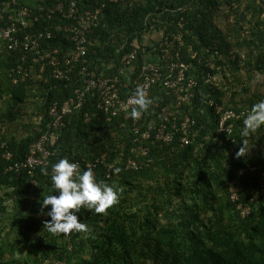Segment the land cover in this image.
Masks as SVG:
<instances>
[{
	"label": "trees",
	"instance_id": "1",
	"mask_svg": "<svg viewBox=\"0 0 264 264\" xmlns=\"http://www.w3.org/2000/svg\"><path fill=\"white\" fill-rule=\"evenodd\" d=\"M56 1L28 4L30 30L52 22L48 13ZM101 4L100 23L87 34L88 66L106 69L112 63L110 73H119L123 57L136 49V76L143 50L152 55L166 43L174 46L180 60L189 64L186 74L197 82L195 94L176 109L173 97L154 86L150 112L142 114L138 125L149 130V120L157 123L176 111L193 112L198 132H191L186 146L179 133L171 143L145 141L148 162L141 165L135 158L139 166L126 169L123 163L135 155L131 121H106L89 98L81 112L64 118L59 138L48 143L55 153L46 166L33 173L6 170L46 131L48 109L65 103L73 82L56 78L47 60L33 63L31 53L8 49L0 32V125L9 123L0 127V154L11 153L9 159L0 156V264H264V198L255 196V210L242 217L224 185L228 178L238 181L241 200L247 202L249 187L264 172L263 127L245 135L238 123L233 130L238 146L214 143L212 136H220L218 116L209 105L212 100L241 111L264 100V0H78L81 9ZM43 47L58 49L60 55L73 43L60 31L44 40ZM21 62L30 74L14 83L20 75L13 69ZM93 111L96 114L85 121L83 113ZM22 118L24 131L17 137L10 126L16 128ZM239 150L242 155H237ZM102 153L120 172L107 179L99 164L97 180L123 189L118 203L104 213L84 208L76 213L87 225L86 233L53 235L43 226L50 219L47 209L27 212L28 193L32 189L43 195L41 200L57 195L50 179L54 163L63 157L82 163ZM252 165L257 170L251 173L247 167ZM7 225L15 236L11 241L1 236Z\"/></svg>",
	"mask_w": 264,
	"mask_h": 264
},
{
	"label": "built area",
	"instance_id": "2",
	"mask_svg": "<svg viewBox=\"0 0 264 264\" xmlns=\"http://www.w3.org/2000/svg\"><path fill=\"white\" fill-rule=\"evenodd\" d=\"M20 1L24 0H0V21H5L1 26V35L6 41L7 48L10 50L21 49L24 52L32 53L33 63L47 60L53 67V75L59 79L72 81L73 87L72 93L62 106L56 104L50 106L47 129L31 142L25 158L10 163L6 170L26 169L29 173H33L37 167L46 166L55 153L48 147V143L59 138V132L64 126V118L81 112L89 98L94 99L95 107L101 111L106 121L115 117L131 121L132 141L133 144H136L134 150L138 155H144L147 151L146 146L138 145L140 139L149 138L162 143H171L175 134L179 133L182 146L191 143V132L194 134L198 132L197 129H194L196 119L193 112L177 114L178 111H176L170 116L164 115L162 120L157 123L149 120L147 122V126H150L149 130H142L138 125L139 119H132L129 115L133 105H130L128 101L134 95L137 86H143L149 98L151 89L154 86H161L167 95L173 97L171 105L176 109H179L182 103L193 98L197 82L191 74H186L189 64L180 60L174 46L166 43L165 46H160V52L152 55L143 50L144 61L139 66L136 76H133V63L137 56L136 49L131 50L123 57V65L119 68V73H110L112 63L106 69H91L87 64L88 44H90L87 34L93 27L99 25L101 7L104 4H101L100 7L81 9L78 0H57L48 13V19L52 22H49L43 29L30 30L31 12L28 3L20 4ZM60 31L68 33L73 47L59 55L58 49H46L43 44L44 40L51 39L56 32ZM16 71L20 76L15 78L14 82L24 81L30 74V68L24 65H19ZM209 105L213 107L218 116L215 125L217 132L220 133V136H212L213 142L223 144L225 141L238 146L233 130L238 123L242 124L250 108L237 111L212 100ZM167 106L163 110H166ZM148 111L150 112L149 109ZM95 114V111L90 114L84 112V120L88 121ZM259 132L264 134V127ZM0 156L9 159L11 153L4 152ZM76 163L79 164L80 170L91 167L96 178V169L99 164L104 166L106 178H111L116 174L114 172L116 166L107 162L105 154H100L92 160ZM138 166L135 159L128 158L126 160V169ZM247 170L252 173L257 170V166H248ZM243 172L244 169L238 171L240 174ZM50 174L52 175V169ZM224 185L228 191L229 201L240 211L242 217L250 215L255 210V196L264 198V172H261V177L249 187L247 202L241 200V195L244 193H242L243 187L238 181L228 178Z\"/></svg>",
	"mask_w": 264,
	"mask_h": 264
},
{
	"label": "clouds",
	"instance_id": "3",
	"mask_svg": "<svg viewBox=\"0 0 264 264\" xmlns=\"http://www.w3.org/2000/svg\"><path fill=\"white\" fill-rule=\"evenodd\" d=\"M24 1L28 4L30 3L26 0ZM0 22H2L3 25L5 21ZM18 50L24 52L21 49ZM19 65H24V63L21 62L16 64V68H14L13 71H16ZM14 79L15 78H13V82ZM128 103L133 105L131 112L129 113L130 118L138 120L141 118L142 114L148 110L149 106L152 104V100L148 97V94L143 86H137L134 91V95L129 99ZM242 124V132L245 135L250 134L253 131L260 130L262 127H264V100H260L251 106L248 114L243 119ZM148 140L150 139H140V143H138V145H144V142ZM135 147L136 144H133L131 149V152L133 151L135 155L129 156L128 158L138 159L141 165H143L145 162H148V159L146 158L148 155V147L146 146L147 151L144 155L136 154L134 150ZM242 154L243 153H240V150L237 153V155ZM138 156L141 158H138ZM126 160L123 163L124 167ZM107 162L109 161L107 160ZM114 172L118 174L120 169L115 168ZM44 173L45 175L48 174L46 169L44 170ZM50 179L54 187V191L57 192V195L50 194L43 197L41 209H47L45 214L50 217V219L45 221L43 226L53 235H67L72 232H88L89 229L87 225L79 220L76 213L80 212L82 208L90 210L91 212L94 211L96 213H104L108 208L118 203L120 199V193L123 191V189L117 187L114 184L110 185L103 181H98L91 167L85 170H80L79 164L76 162H71L67 157L59 159L52 165V175ZM41 196H38L37 198L41 199ZM49 205L51 206L50 209L47 207ZM63 263V261L54 262V264ZM44 264H49L48 260H45Z\"/></svg>",
	"mask_w": 264,
	"mask_h": 264
},
{
	"label": "rangeland",
	"instance_id": "4",
	"mask_svg": "<svg viewBox=\"0 0 264 264\" xmlns=\"http://www.w3.org/2000/svg\"><path fill=\"white\" fill-rule=\"evenodd\" d=\"M216 24L218 25V20H216ZM256 86L259 88V89H262V85H258L256 84ZM251 89H254L255 85L254 84H251L250 85ZM0 103H2V100L0 99ZM24 119L22 118L20 123L19 124H16V128L13 125L10 126V129H14V132H12L14 135H16L17 137L19 136V134H21L22 130H23V126H22V121ZM36 121V120H35ZM18 123V122H17ZM9 123H6V125H0V127L2 126H5V127H8ZM24 131V130H23ZM34 191L31 189L30 192L28 193L27 195V212H35V213H44V209L42 210L41 209V202L42 200L37 198L36 195L39 196V194L37 193H33ZM6 204L8 205L7 207V210L10 211L11 209V202L10 201H7ZM3 217L4 215L1 214L0 215V225L2 224L3 225ZM1 236H5L7 239H9V241H11L12 239H14L13 237L14 236V233L11 232V228L7 225L5 226L3 229H2V233H1Z\"/></svg>",
	"mask_w": 264,
	"mask_h": 264
},
{
	"label": "crops",
	"instance_id": "5",
	"mask_svg": "<svg viewBox=\"0 0 264 264\" xmlns=\"http://www.w3.org/2000/svg\"><path fill=\"white\" fill-rule=\"evenodd\" d=\"M26 1L31 3L33 0H26Z\"/></svg>",
	"mask_w": 264,
	"mask_h": 264
}]
</instances>
